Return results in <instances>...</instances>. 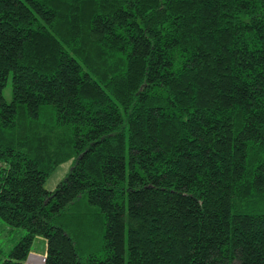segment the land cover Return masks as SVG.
Masks as SVG:
<instances>
[{"label":"trees","instance_id":"1","mask_svg":"<svg viewBox=\"0 0 264 264\" xmlns=\"http://www.w3.org/2000/svg\"><path fill=\"white\" fill-rule=\"evenodd\" d=\"M0 222L1 264H264V0H0Z\"/></svg>","mask_w":264,"mask_h":264},{"label":"rangeland","instance_id":"2","mask_svg":"<svg viewBox=\"0 0 264 264\" xmlns=\"http://www.w3.org/2000/svg\"><path fill=\"white\" fill-rule=\"evenodd\" d=\"M1 96L3 100L6 103L10 102L11 99V90H10V76L7 78L6 83L4 87L1 90ZM70 168V162H65L63 164L58 165L52 173L46 178V180L43 183V188L46 191H52L56 184L60 182L67 171ZM65 213H71L72 215H75L77 218H87V224L89 225L92 233L94 234V241L89 246H84L87 252H98L100 245L102 243V236L104 234V219L103 216L102 222L98 219L100 216L92 213L89 205L87 204L86 199L83 197L81 201H78L72 206H68L64 209L63 215L60 217V223L63 224V220L65 219L64 214ZM59 221V219L57 220ZM92 224L95 225L94 228H91ZM66 230L70 233V231L66 228ZM24 234L23 230L21 229H9L0 222V264L1 262L6 258V255L8 251L12 248V246L15 244V242ZM127 241V239H126ZM127 244V243H126ZM84 249H79L78 253L79 255L84 258L85 252ZM45 251V241L40 236H35L33 238L30 252L29 254L33 255H40ZM28 254V255H29ZM232 264H239L238 262L234 261Z\"/></svg>","mask_w":264,"mask_h":264},{"label":"built area","instance_id":"3","mask_svg":"<svg viewBox=\"0 0 264 264\" xmlns=\"http://www.w3.org/2000/svg\"><path fill=\"white\" fill-rule=\"evenodd\" d=\"M44 263V256L41 255H27L26 259L22 264H43Z\"/></svg>","mask_w":264,"mask_h":264},{"label":"crops","instance_id":"4","mask_svg":"<svg viewBox=\"0 0 264 264\" xmlns=\"http://www.w3.org/2000/svg\"><path fill=\"white\" fill-rule=\"evenodd\" d=\"M44 254H45V251L42 253V254H40L41 256H44ZM39 255V254H38Z\"/></svg>","mask_w":264,"mask_h":264}]
</instances>
